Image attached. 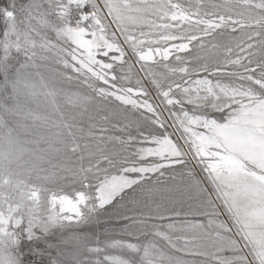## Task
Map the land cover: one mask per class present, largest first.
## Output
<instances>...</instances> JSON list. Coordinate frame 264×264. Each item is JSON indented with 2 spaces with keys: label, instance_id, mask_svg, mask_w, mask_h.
<instances>
[{
  "label": "snow or ice",
  "instance_id": "snow-or-ice-1",
  "mask_svg": "<svg viewBox=\"0 0 264 264\" xmlns=\"http://www.w3.org/2000/svg\"><path fill=\"white\" fill-rule=\"evenodd\" d=\"M0 264H264V0H0Z\"/></svg>",
  "mask_w": 264,
  "mask_h": 264
}]
</instances>
